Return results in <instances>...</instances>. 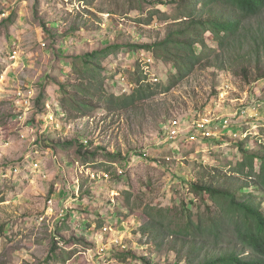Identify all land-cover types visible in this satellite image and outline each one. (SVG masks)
I'll list each match as a JSON object with an SVG mask.
<instances>
[{
	"label": "rangeland",
	"instance_id": "obj_1",
	"mask_svg": "<svg viewBox=\"0 0 264 264\" xmlns=\"http://www.w3.org/2000/svg\"><path fill=\"white\" fill-rule=\"evenodd\" d=\"M157 6L171 12V4L131 9L124 0H0V170L21 161L27 170L0 176V264H142L138 256L184 264L249 255L227 224L214 237L179 234L175 221L182 205L192 220L215 215L219 209L188 185L250 181L235 171L239 145L264 148V11L244 22L240 46L208 52L167 90L172 64L128 48L161 40L172 26L151 12ZM107 46L120 48L92 61L93 71H79L78 56ZM146 83L150 97L107 104ZM202 118L211 137L196 128ZM170 129L178 132L172 139ZM160 206L172 214L149 228Z\"/></svg>",
	"mask_w": 264,
	"mask_h": 264
},
{
	"label": "trees",
	"instance_id": "obj_2",
	"mask_svg": "<svg viewBox=\"0 0 264 264\" xmlns=\"http://www.w3.org/2000/svg\"><path fill=\"white\" fill-rule=\"evenodd\" d=\"M124 1L128 3L131 9H137L144 2L152 5L160 3L161 5L171 4L172 6L169 14H166V11L158 6L151 10L160 17H168L172 23V26L166 29V34L161 40L128 46L132 50L135 48L152 50L155 59L172 64L174 70L168 77V84L165 86L167 90L190 74L208 52L211 53L217 48L236 47V44L240 46L244 22L264 11V0ZM7 20L11 22V16ZM207 35L216 43V46H208L205 38ZM249 37L252 42V44L250 43L251 49L255 50L256 41L252 36ZM261 43L264 44L263 39H261ZM119 48L120 46H107L78 56L76 60L81 61L82 67V70L79 69V71H93L95 62L92 61L105 58ZM258 78H264V73ZM139 81L140 79L137 78L136 82ZM150 94L151 89L147 83L145 86L139 84L129 94L110 95L106 101L110 106L117 105L123 108L150 97ZM239 147L242 159L238 161L235 171L237 173L245 171V177L250 178V181H244L235 188L216 187L201 182L190 183L188 193L200 201L209 199L219 211L215 215L209 214L206 218H199L196 221L190 218L184 205H182V210L179 212L180 218H176L178 222L175 221V225L178 227V233L182 235L193 234L195 230H200V232L206 231L217 237L223 231L224 225L227 224L237 236L239 243L244 246L243 248L249 250V255L241 256L236 252L220 253L204 258L197 263L188 261L184 264H264V211L260 205L264 200V148L256 152H248L243 150V146L239 145ZM106 156L110 159L116 158L112 154ZM249 187L251 190L246 191V188ZM206 206L208 207V205ZM152 209L154 211L151 216H157V218L155 220V217H151L150 223H148L149 228L161 223L165 217L172 214L169 207L160 206ZM182 218L185 219L184 223L180 221ZM125 255L130 256L132 254L126 253ZM132 257L136 256L132 255ZM136 260L142 264H151L142 256H138Z\"/></svg>",
	"mask_w": 264,
	"mask_h": 264
},
{
	"label": "built area",
	"instance_id": "obj_3",
	"mask_svg": "<svg viewBox=\"0 0 264 264\" xmlns=\"http://www.w3.org/2000/svg\"><path fill=\"white\" fill-rule=\"evenodd\" d=\"M156 79L157 78H154V81ZM172 123L175 124V121H173ZM209 123L210 122H209L208 119L202 118L196 124L197 130H199L201 132V134L204 137H206V138L211 137V134H212L211 129L209 128ZM177 134H178V132L175 131V129H170L168 131V134L167 135H168L169 139H172ZM188 136H189V138L191 140H194L195 139V134L193 132H190ZM34 152L37 153L38 151L35 150ZM33 167L34 168H37L38 167V163H34L33 164ZM23 171H27L26 170V161H23V162L21 161V163L20 162H17V163H14L13 165H11V166H9L7 168L6 167L5 168H2L0 170V176L2 177V179H6V178L9 179L11 176L12 177H15L16 175L20 174ZM120 172H122V171L120 170Z\"/></svg>",
	"mask_w": 264,
	"mask_h": 264
}]
</instances>
